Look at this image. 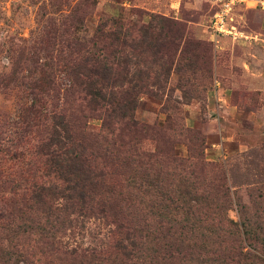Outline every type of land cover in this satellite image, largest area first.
Listing matches in <instances>:
<instances>
[{
	"label": "rangeland",
	"instance_id": "rangeland-1",
	"mask_svg": "<svg viewBox=\"0 0 264 264\" xmlns=\"http://www.w3.org/2000/svg\"><path fill=\"white\" fill-rule=\"evenodd\" d=\"M221 3L0 0L1 136L18 130L14 123L27 101L24 82L28 78L24 75L30 67L29 55L43 54L44 46L55 52L56 27L64 20L79 18L85 39L92 36L104 16L143 22L152 15L161 16L166 26L174 29L175 24L180 34L170 46L167 91L162 96L138 95L133 110L138 127L124 128L123 142L103 135L96 112L81 120L78 115L70 116L78 137L100 156L94 164L105 169L106 184H111L98 187L94 198L111 205L106 223L99 215L89 214L85 226L61 232L56 244L37 232L20 233L19 239L9 235L19 245L14 254L6 253L7 232H0V264H80L83 260L67 251L77 244L96 245L110 253L109 261L96 259L91 264H167L170 256L177 258L174 264H218L222 249L228 264H264V250L254 251L259 259L239 260L236 256L240 248H248L249 233L258 231L256 235L264 239V0L236 3L219 22L221 30L217 31L214 14ZM74 104L69 97L64 104L68 114ZM129 140L135 143L134 148ZM105 148L110 155L104 154ZM141 153L151 162L139 159ZM41 159L32 145L20 159L0 152V172L17 183L21 172L41 165ZM146 179L160 182V188L152 189L145 184ZM110 187H114L113 193L108 191ZM0 193L11 196L6 191ZM160 196L189 201L202 218L207 217L202 221L204 229L188 233L176 225L171 236L165 237L159 231H145V222L158 221L159 210L148 205L158 202ZM197 197L203 202H195ZM174 213L180 221L181 210ZM117 219L134 233L130 235L132 245L123 238L125 227L121 228L123 244L132 248L129 257L113 252V239L104 235V226L113 227ZM182 239L184 243H180Z\"/></svg>",
	"mask_w": 264,
	"mask_h": 264
},
{
	"label": "trees",
	"instance_id": "trees-1",
	"mask_svg": "<svg viewBox=\"0 0 264 264\" xmlns=\"http://www.w3.org/2000/svg\"><path fill=\"white\" fill-rule=\"evenodd\" d=\"M69 21L64 20L56 27L54 44L58 47L55 52L44 46L43 54L34 52L29 55L30 67L24 75L28 78L24 82L27 101L19 108V121L14 123L18 130L0 135V152L11 158L26 156L30 145L36 154L42 156L41 165L23 170L17 183L8 174L0 172V192L11 194L5 197L0 193V232H7V254H14L19 246L9 235L16 238L20 233L37 232L47 239L51 238L50 244H56L58 241L55 240L61 232L69 229L70 233L74 227L85 226L84 220L89 214L99 215V220L106 223L111 205L107 201L96 202L94 198L98 187H109L111 184H106L105 169L94 164L99 155L78 137L71 118L78 115L81 120L92 117L96 112L101 118L103 135H113L111 138L121 143L125 138L124 128L135 130L138 127L133 117L138 95L162 96L168 88L170 46L180 38L175 24L174 29L166 26L165 18L156 15H152L148 22L104 16L92 36L85 39L81 36L84 31L81 20L72 18ZM69 97L75 108L68 114L64 104ZM144 127L141 126L142 129ZM129 143L134 148L135 143L132 140ZM104 154L110 155L111 152L105 148ZM137 157L146 159V164L151 162L144 153ZM145 184L151 185L152 189L160 188V182L146 179ZM113 189L110 187L108 191ZM160 198L148 205L159 210L156 212L158 221L155 224L145 222V231H159L165 237L171 236L176 225L188 233L204 229L202 221H206L207 217L202 218L198 208L194 209L189 201ZM198 200L203 202L199 197L194 199L195 202ZM179 210L182 212L180 221L174 213ZM104 227L107 228L105 237L113 239V252H122L129 257L132 248L123 244L125 240H121V232L124 231L121 228L125 227L123 238L133 245L131 228L121 224L119 219L113 221V227ZM257 232L247 235L249 243L246 250L240 248L236 252L239 260L259 259L254 251L264 250V239L259 238ZM184 241L182 239L180 243ZM174 248L180 251L179 246L174 245ZM67 251L70 256L81 258L83 261L80 264H91L96 259L110 260V253L96 245L77 244ZM220 251L221 254L212 251L220 255L218 264H228L225 249ZM170 257L165 263L174 264L177 258ZM196 259L198 263L199 257Z\"/></svg>",
	"mask_w": 264,
	"mask_h": 264
},
{
	"label": "built area",
	"instance_id": "built-area-1",
	"mask_svg": "<svg viewBox=\"0 0 264 264\" xmlns=\"http://www.w3.org/2000/svg\"><path fill=\"white\" fill-rule=\"evenodd\" d=\"M220 1H222V3H221V7H220V9L219 10H217L216 12H215V16H214V25H216V29H217V31H219V30H221V28H219V22H221V20L224 18L225 19V16H226V14L228 13V11L229 10H231L232 9V7L236 4V3H238V2H240V1H242V0H220ZM222 27H223V25H222Z\"/></svg>",
	"mask_w": 264,
	"mask_h": 264
}]
</instances>
